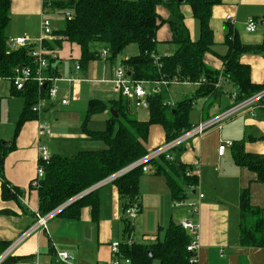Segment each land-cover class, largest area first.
<instances>
[{"label": "crops", "instance_id": "crops-1", "mask_svg": "<svg viewBox=\"0 0 264 264\" xmlns=\"http://www.w3.org/2000/svg\"><path fill=\"white\" fill-rule=\"evenodd\" d=\"M40 11L41 0H10V18L5 29L9 42L16 37L27 36L32 46H35L40 33ZM181 11L190 38L197 39L198 23L193 18L190 6L182 4ZM158 12L165 20L169 16L163 6L158 7ZM249 19L258 24L253 32L245 30ZM62 25V20L58 18L51 21L53 31ZM209 26L213 33V45L211 51L204 54L203 62L219 72L223 70L221 56L227 51L224 41L229 30L244 44H264V0H221L212 7ZM47 40L53 46L51 57L55 61L53 65L56 68L58 94L55 99L46 101L40 117L50 125L51 132L38 136L36 119L26 121L15 138L14 149L7 153L2 163L4 178L10 190L13 191V187L21 190L17 199H3L0 178V241L7 242L8 246L35 223L36 214L39 212L37 190L30 187L37 166V143L46 145L51 155H70L80 149H100L98 143L92 142L100 140L91 139L81 128L86 111L85 101L88 105L91 99H119L120 94L111 81V64L119 63L122 59L138 53V50L133 48L134 50H128L130 53L121 59L118 55L113 60L96 55L87 63H82L81 50L76 43L56 35ZM170 40L169 25L163 23L156 33L154 53L160 57L171 55L175 51V45ZM94 46L100 55L103 46ZM240 61L249 66L251 82L263 85L264 55L244 53ZM76 64L79 68H76ZM82 81L92 84L86 92L81 88ZM144 81L145 89L151 91L155 82ZM175 85L180 87L177 92L175 89L171 95L163 97V94L168 93L170 87ZM184 87L191 90L187 92L188 90H183ZM199 88L200 85L195 82L182 81L163 86L160 93L163 91V103H170L169 107L190 98L192 101L189 116L192 110L196 109L197 113L192 115L193 121L189 116L188 120L194 125L226 108L229 101L231 102L229 93L234 89L231 84L224 83L215 92L204 94ZM174 93L179 94L175 99ZM61 99H66L67 103H61ZM128 102L129 111L138 120L148 119L146 99L140 107H136L132 100ZM23 104L24 98L19 90L13 88L11 80L0 79V127L5 132H12L6 138L7 142L13 136ZM141 107L147 112L140 116ZM110 109L98 113L103 114V122L99 121L100 125L104 123L105 126ZM103 127L89 128L100 130ZM237 140H242L246 152L264 154V98L261 106L252 112L244 110L223 122L221 127H213L198 137L189 138L173 150L174 161L197 172L193 176L197 182L183 183V191L187 200H197V193H203V198L199 200V214H192L187 206L175 205L176 200L171 197L163 174L149 172V169L142 172L137 197L139 212L132 222L130 232L135 243L151 245L162 241L170 222L178 224L181 218H189L199 224V248L194 256L197 264H264V247H245L238 242L240 190L249 188L251 204L261 208L264 226V184L255 180L254 173L235 164L231 145L225 148L222 155L217 154L221 142L232 143ZM164 142L163 127L151 124L147 140L143 143L145 148L151 150ZM96 188L97 207L94 212L91 205H86L80 208L76 217H51L47 221V230L37 229L26 235L0 264H29L33 258L37 259L38 264H60L57 262L56 252L62 250L74 256L73 264H96L98 261L109 264L112 258L110 242L126 237L124 200L119 197L114 181L103 183ZM8 258L11 259L7 260ZM151 264H160V261L154 258Z\"/></svg>", "mask_w": 264, "mask_h": 264}, {"label": "trees", "instance_id": "trees-1", "mask_svg": "<svg viewBox=\"0 0 264 264\" xmlns=\"http://www.w3.org/2000/svg\"><path fill=\"white\" fill-rule=\"evenodd\" d=\"M221 0H64L55 4L61 9L71 12L70 19L63 22L62 27L53 31L56 36L64 35L70 42L79 45L80 61L87 63L96 55L100 56L95 44L102 45L109 51V59L113 60L127 46L135 44L138 53L121 60L127 67L126 73L133 81H159L177 77L180 81L197 82L206 77V82L200 83L204 94L215 92L212 82L218 71L205 65L203 56L211 51L213 33L209 26L212 7ZM190 6L193 18L198 23L199 35L192 40L184 23L181 5ZM163 6L169 12L165 20L158 12ZM10 0H0V79L11 78L16 66H28L33 71L36 64L30 56L34 46H10L5 34L9 22ZM167 23L171 32L170 42L175 45V51L169 56L155 60L156 33L159 27ZM227 51L221 56L225 83L231 84L243 98L264 88L251 82L250 69L240 61L244 53H260L264 55V44L249 45L242 43L229 30L225 36ZM58 43V42H56ZM43 47L48 65L45 75L55 76L53 51L49 40H44ZM107 57V58H108ZM12 83V82H11ZM47 86L42 93L46 92ZM13 86V84H12ZM15 89V87L13 86ZM17 90V89H15ZM18 91V90H17ZM38 89L35 80L25 82L19 93L24 98L22 110L15 123L13 136L8 145L0 138V178L1 197L17 199L21 190L13 187L10 190L4 178L2 163L7 153L14 149L15 138L21 126L28 120L36 119L33 106L37 102ZM44 95V94H42ZM191 99L177 102L173 107L163 103L161 93L150 94L146 98L148 119L138 120L129 111L128 99L120 95L117 100L102 101L91 99L81 121L84 134L93 140H100L104 147L100 149H80L70 155H51L50 160L43 164L44 176L37 189L38 211L46 214L65 202L75 198L64 206L57 215L76 217L81 207L91 205L93 212L97 207V188H92L109 175L124 168L128 164L145 155L149 150L143 145L147 140L151 124H159L165 132V142L179 136L191 128L188 120ZM112 108L117 117L111 113L105 121L104 128L90 129L88 124L93 115ZM233 160L236 165L244 167L255 175L257 182L264 184V154L248 153L243 148L242 140L231 143ZM149 172L163 174L170 189L171 197L175 200L185 199L184 184H195V177L184 174L186 165L170 161L164 156L147 162ZM142 167L124 173L114 180L119 197L123 199L125 208L132 202H137L139 179ZM89 188H92L89 190ZM88 192L83 193L84 191ZM138 204V203H137ZM262 210L250 201L248 187L239 193V245L245 247H264V226ZM132 230L125 220L124 234ZM190 235L175 222H170L165 229L164 239L151 245L134 243L121 244V253L129 257L131 264H151L157 258L160 264H197L195 253L186 249ZM8 246L0 241V253ZM151 253V254H150ZM8 258L7 260H10ZM13 259V258H12Z\"/></svg>", "mask_w": 264, "mask_h": 264}, {"label": "built area", "instance_id": "built-area-1", "mask_svg": "<svg viewBox=\"0 0 264 264\" xmlns=\"http://www.w3.org/2000/svg\"><path fill=\"white\" fill-rule=\"evenodd\" d=\"M57 0H41V11H40V33L36 40V45L30 51V56L33 58L34 63L36 64V69L33 71L28 66H16L13 69V76L10 78L13 86L17 90H22L23 86L26 81L33 79L37 84L38 89V98L37 102L33 106V110L36 112V122H37V134L38 136L48 135L51 132L50 125L41 119L40 114L43 107L46 104L47 100H53L57 97L58 94V87L56 85L57 77L55 76H47L45 75V69L48 65L47 58L45 54L48 53L45 47H43L44 40L51 39L53 34V29L51 26V21L53 18H58L64 22L66 19H70L71 12L68 9H61L56 6L55 2ZM257 28V24L253 19H249L245 24V30L249 32L255 31ZM61 39H66L64 35L59 36ZM13 45H17L19 47H28L32 46L31 40L27 36H20L16 37L15 39L11 40ZM51 56L53 52H50ZM109 55V51L107 48H102L100 52V56L102 58L107 59ZM151 56L155 60H159L160 56L151 53ZM54 57V56H53ZM76 68H79V65L76 64ZM111 70L113 73L112 83L119 92L121 96L128 100H132L136 107H140L145 103V99L149 94H156L160 93L163 86L170 84V83H179L180 81L177 77H172L170 79H162L159 81H155V85L151 91H147L144 87L145 81H133L128 76L126 71L128 70L126 66L120 64H111ZM206 82V77H201L196 84H200ZM49 83L46 92L42 93L43 88L47 86ZM224 81V74L223 71H219L216 79L212 82V87L216 90L220 89ZM44 94V95H42ZM230 97V105L224 108L222 111L218 112L212 117L199 121L197 124L191 126V128L179 136L164 142L163 144L157 146L149 150L145 155L140 157L139 159L135 160L134 162L128 164L124 168L116 171L115 173L109 175L102 181L95 184L92 188H96L97 186L114 181L119 176L123 175L124 173L134 169L137 166L142 167V171L147 172L149 167L147 165L148 161L158 159L164 156L165 159L173 161V150L182 144L185 140L189 138L198 137L203 134L206 130L213 128V127H221L222 123L229 120L230 118L234 117L235 115L239 114L240 112L247 110L252 112L257 107L261 106V101L264 98V88L254 92L251 95L246 97L240 98L238 91L233 89L229 93ZM61 103H67L66 99H61ZM170 104V103H167ZM231 145V141H224L221 142L217 148V154L222 155L225 148ZM37 166L35 169V174L30 181V187L34 190H37L41 185V180L44 176V168L43 164L47 163L50 160L51 154L46 145L42 143H37ZM197 172H195L191 167H187L184 170V174L188 177L195 176ZM92 188H89L92 189ZM89 190L84 191L81 194L88 192ZM76 198V197H75ZM75 198L65 202L64 204L56 207L52 211L46 214H40L37 212L36 214V221L35 223L30 226L23 234L17 238L10 246L6 247L0 253V263L4 261L8 254L11 252L13 247H15L26 235L29 233L39 229V230H47V221L57 215V213L66 206L69 202L74 200ZM203 198V193L200 191L197 193V200H187L181 199L176 200L174 203L176 206H187L192 214H199V200ZM139 212V206L137 202H132L128 204L124 208V219L132 225V222L136 218ZM178 225L186 231L190 235V240L186 246V249L190 252H194L196 254L199 248V239H198V232H199V224L195 223L189 218H181L178 221ZM132 231V230H131ZM131 231L126 234L125 239L123 240H113L110 242V250L112 253V258L109 261V264H131V260L129 257L123 256L121 253V244L132 245L135 243L133 236L131 235ZM56 259L57 262L60 264H73L74 256L71 255L67 251H58L56 252ZM194 259H196L194 257ZM29 264H38L36 258L30 260ZM96 264H105L104 262L98 261Z\"/></svg>", "mask_w": 264, "mask_h": 264}, {"label": "rangeland", "instance_id": "rangeland-1", "mask_svg": "<svg viewBox=\"0 0 264 264\" xmlns=\"http://www.w3.org/2000/svg\"><path fill=\"white\" fill-rule=\"evenodd\" d=\"M260 26V25H259ZM257 27H258V24H257ZM97 47H101V46H97ZM136 49L137 50V48H136V45L135 44H131V45H129V46H127L119 55H118V58L119 59H121V58H124V57H126V54H129L130 52H128V50H134V49ZM115 64H120V62L119 63H115ZM170 84H172V83H170ZM176 84V83H175ZM90 86H92V84H90V83H88V82H86V81H82V83H81V88H82V90H83V92H86V90L87 89H89L90 88ZM180 87H178V85H175V86H171L170 87V89H169V92L168 93H166V94H163V97H168V95L170 94L171 95V93H172V91L173 90H175L176 89V92H177V90L179 89ZM183 90H188V88H183ZM191 90V88L187 91V92H189ZM163 92V91H162ZM161 92V93H162ZM177 94L178 93H174V99L177 97ZM179 95V94H178ZM227 99V98H226ZM229 100V99H228ZM230 105V101H229V104H228V106ZM131 106V105H130ZM84 108H87V105H86V101H85V104H84ZM145 112H147V110L145 109V108H143V107H141V109H140V112H139V114H140V116L141 115H145L146 113ZM141 113H143V114H141ZM196 113H197V110L195 109V110H192L191 111V116H189V119L191 120V118H192V115H196ZM101 116H103V114L101 115V114H95V115H93L92 116V121L89 123V127L90 128H93V129H99V128H101V127H103L104 126V123H103V125H100L99 124V121H101V122H103L102 121V117ZM138 117H139V115H138ZM191 121H193V120H191ZM228 121V120H227ZM2 126V125H1ZM104 128V127H103ZM210 129H212V128H210ZM210 129H208V130H210ZM8 131V132H7ZM207 131V130H206ZM11 133L12 132H9V130H6V132H5V130L2 128V127H0V137L1 138H3L4 139V141L5 142H7L8 140H6V138L8 137V136H10L11 135ZM93 143H98L100 146H99V148H101V147H104V144H103V142L101 143L100 141H92ZM156 261V260H155Z\"/></svg>", "mask_w": 264, "mask_h": 264}, {"label": "water", "instance_id": "water-1", "mask_svg": "<svg viewBox=\"0 0 264 264\" xmlns=\"http://www.w3.org/2000/svg\"><path fill=\"white\" fill-rule=\"evenodd\" d=\"M178 1L181 2L182 0H178ZM9 45L12 47V46H13V43L10 42ZM110 113H111L112 115H114V117H117V113H116V111L113 110L112 108L110 109ZM3 144L8 145L9 142H5V141H4ZM150 254H151V253H150Z\"/></svg>", "mask_w": 264, "mask_h": 264}]
</instances>
